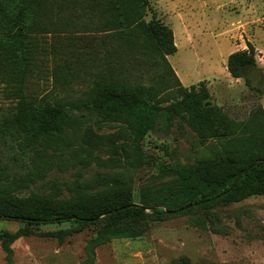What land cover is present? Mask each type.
Returning a JSON list of instances; mask_svg holds the SVG:
<instances>
[{
    "label": "rangeland",
    "instance_id": "374dc122",
    "mask_svg": "<svg viewBox=\"0 0 264 264\" xmlns=\"http://www.w3.org/2000/svg\"><path fill=\"white\" fill-rule=\"evenodd\" d=\"M102 1L89 2L83 11L84 0H52L55 6L51 12L36 11L39 24L30 35L36 69L29 77V90L39 95L59 91L75 98L86 90L95 63L97 69L106 65L107 77L116 75L114 65L122 70L130 66L135 54H107L106 49H115L119 42L105 40L102 33L93 31ZM147 3L145 20L154 19L174 32L173 42L175 38L178 48L166 56L168 62L184 85L204 82L209 91L205 105L219 107L235 122L247 119L258 107L264 109V0ZM163 3L170 7L165 10ZM66 21L71 24L68 29L63 27ZM247 42L254 47L256 63L246 69V82L243 77H232L225 61L230 52L245 49ZM64 50H70L64 58L73 75L61 85L48 73L54 59L63 60ZM151 74L152 70L144 72L143 79L148 80ZM171 85L169 92H175L174 81ZM74 122L60 141L49 144L28 163L32 168L28 174L34 173L31 176L24 174L27 167L13 166L3 150L9 177L28 178L26 186L18 187L20 195L36 191L69 196L77 186L119 177L129 181L132 201L140 203L142 197L151 199L177 186V173L160 171L157 162L188 170L212 157L214 150H221L218 139L200 143L191 127L176 118L168 129L147 133L142 147L152 158L136 160L124 150L127 128L123 122L89 112H77ZM99 182L86 188H99ZM22 225L18 220L0 218V231L14 232ZM98 227L95 224L75 230L69 222L40 223L34 227L38 232L54 233L19 236L11 244V261L0 245V264H168L183 257L191 264H264V193L205 208L193 205L164 218L150 217L143 223L141 234L112 236L94 247L90 256L86 246Z\"/></svg>",
    "mask_w": 264,
    "mask_h": 264
},
{
    "label": "trees",
    "instance_id": "16d2710c",
    "mask_svg": "<svg viewBox=\"0 0 264 264\" xmlns=\"http://www.w3.org/2000/svg\"><path fill=\"white\" fill-rule=\"evenodd\" d=\"M91 1L84 0L83 11ZM102 2L93 31L102 33L105 40L119 42L115 49L107 48L105 52L127 51L135 58L127 69L114 65L117 73L108 77L106 65L97 69L95 63L83 95L72 98L59 91L48 90L39 95L29 90V77L36 69L30 39L39 24L35 13L51 12L55 6L52 0H0V218L23 223L14 232L0 231V245L8 261L13 253L11 244L19 236L54 233L38 232L34 227L40 223L69 222L75 230L98 224L86 246L92 256L93 248L112 236L141 234L143 223L150 217L164 218L193 205L205 208L215 202L264 193V109L258 107L247 119L235 122L219 107L205 105L209 91L204 82L182 85L168 62L166 56L176 51L171 28L154 19L145 20L147 0ZM67 22L65 29L71 27ZM69 52L64 50L63 60L54 59L50 67L48 74L56 84H67L73 75L64 58ZM254 55L250 42L245 49L230 52L226 59L229 74L247 82L244 73L255 65ZM150 70L152 74L145 81L143 74ZM171 81L175 92H169ZM77 112L123 122L127 128L124 150L136 160L152 158L142 147L147 133L168 129L176 118L191 127L200 143L208 138L218 139L221 150H214L212 157L188 170L178 164L157 162L160 171L177 173V186L151 199L142 197L140 203L132 201L129 181L119 177L77 186L69 196L36 191L20 195L18 187L26 186L28 178L9 177L8 161L16 168L27 167L24 174H28L32 170L28 163L49 144L60 141L67 128L74 127ZM3 150L8 161L3 159ZM13 171L19 172L15 168ZM98 182L101 187L86 188L95 187ZM168 264L191 263L183 257Z\"/></svg>",
    "mask_w": 264,
    "mask_h": 264
},
{
    "label": "crops",
    "instance_id": "0c3cea01",
    "mask_svg": "<svg viewBox=\"0 0 264 264\" xmlns=\"http://www.w3.org/2000/svg\"><path fill=\"white\" fill-rule=\"evenodd\" d=\"M155 1H157V2H159V1H161V0H155ZM163 8L165 9L166 7H170V5L168 6L166 3H163ZM166 10V9H165ZM173 34H174V32H173ZM175 37V36H174ZM174 43H175V45H176V51H177V48H178V45H177V42L175 41V38H174ZM227 59V58H226ZM226 62V61H225ZM226 64V63H225ZM173 68V67H172ZM173 70H174V72L176 73V75H177V72H176V70L173 68ZM177 77H179V76H177ZM179 79V81L182 83V81H181V79L180 78H178ZM182 85H184L183 83H182ZM184 86H186V85H184Z\"/></svg>",
    "mask_w": 264,
    "mask_h": 264
},
{
    "label": "water",
    "instance_id": "95a60500",
    "mask_svg": "<svg viewBox=\"0 0 264 264\" xmlns=\"http://www.w3.org/2000/svg\"><path fill=\"white\" fill-rule=\"evenodd\" d=\"M254 163H255V162H254ZM241 172H242V171H241ZM241 172H239V173H238V175L236 176V178H235V181H234V182H236V181H237V179L239 178V176H240Z\"/></svg>",
    "mask_w": 264,
    "mask_h": 264
}]
</instances>
